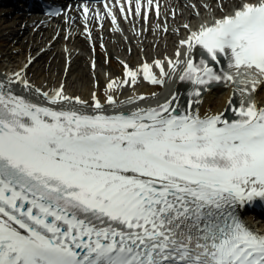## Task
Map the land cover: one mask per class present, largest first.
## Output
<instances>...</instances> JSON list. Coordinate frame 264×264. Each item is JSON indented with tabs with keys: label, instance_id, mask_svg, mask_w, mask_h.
<instances>
[{
	"label": "snow or ice",
	"instance_id": "6c2138e0",
	"mask_svg": "<svg viewBox=\"0 0 264 264\" xmlns=\"http://www.w3.org/2000/svg\"><path fill=\"white\" fill-rule=\"evenodd\" d=\"M226 4L212 23L183 26V52L154 61L159 74L125 64L126 79L108 84L164 87L179 73L187 107L176 92L130 113L94 99L89 114L64 109L63 86L36 89L43 106L0 82V264H264V233L242 215L264 209V0ZM142 10L160 15L154 0H138ZM15 75L9 83L31 89ZM215 86L232 90L235 118L192 107ZM106 103L118 106L114 95Z\"/></svg>",
	"mask_w": 264,
	"mask_h": 264
},
{
	"label": "bare ground",
	"instance_id": "6f19581e",
	"mask_svg": "<svg viewBox=\"0 0 264 264\" xmlns=\"http://www.w3.org/2000/svg\"><path fill=\"white\" fill-rule=\"evenodd\" d=\"M219 2H223V0H219ZM159 7V16L155 14V11L144 13L143 10L140 15H137L135 7L131 8V12L128 11L129 7L124 12L120 10L116 14L114 11L111 12L115 14L117 20L119 17L122 18L124 25H127L129 21L135 26L137 36L134 38L141 40L140 43H144L145 51L147 48L163 49L169 46L168 50L173 51V54L170 55L172 59L176 58L177 50L183 52L180 47V39H186L185 33H189L183 26L189 24L193 29V25H195L194 29H196L201 24L199 22L193 23L198 10L206 11L207 7H209L208 10L213 7L214 11L217 9L216 18L224 14L218 7V0H173L172 4L169 2L161 3ZM231 7V0H227L225 10L231 12L233 10ZM8 11L0 9V71L7 83L16 79L15 74L19 72L32 86L29 89L31 92L39 89L41 92H48L51 95L63 86L64 93L73 98L71 102H66L64 105L69 104L71 110L81 112H85L87 109L94 112L92 107L94 99H99L105 107L113 109V112L115 110L120 112L123 108L134 107V103L130 102L131 100L135 99L139 102L140 96L149 99L162 90V87L152 86L145 81L138 84L143 86L141 91H137L139 89L137 85L129 86L127 92L123 91L124 86L114 91L108 89V84L112 81L119 84L126 79L122 61L130 62L131 66L134 67L132 70H136L140 62L137 61L134 64L135 55H140L142 61L143 59L152 60L150 50L141 55L142 52L139 50L141 48L140 46L137 48L132 37H129L128 41L123 39V43L119 44L113 43L111 36H105V39H102L101 36L105 34L104 31L111 30L113 32L117 27L112 22L109 10L100 15L90 11L85 14L84 7L75 4L72 7H67L64 15L54 20L43 19L36 15H19ZM131 16H133V20H131ZM213 20V16H211L203 21L210 23ZM117 24H121L120 21ZM176 37L178 44H175L176 47L173 49L171 48V40H176ZM102 42H105V49L102 47ZM130 48L131 56L127 61L125 55L129 54ZM113 49H120L121 54L124 52L125 55L120 57L121 62L119 58L117 59ZM93 65H96L97 68L94 69ZM35 66L39 69L33 70L32 68ZM156 69L153 70L156 71ZM107 71L110 72V76L106 75ZM96 82H98V87L95 85ZM82 84L84 86H80ZM7 86L9 87V85ZM17 86H23V84H17ZM187 87L181 82L178 84L177 92L180 93V102L184 107H187L188 102V97L184 95ZM11 90L16 95L38 105L44 104L42 102L46 103V99L41 95H36L41 100L38 102L26 97L16 89L11 88ZM108 95H114L118 103L117 107L114 108L106 103ZM77 97L86 101V104H76L75 98ZM232 97L231 89L219 87L203 93L202 103L200 105L193 104L192 107L198 108L202 115L205 112L224 113L227 118L232 119L234 114L231 111H226L230 107L229 100ZM255 99L258 106H264V87L260 88ZM153 103H158V98L149 102V106L139 107H154ZM233 103H238V99L233 100ZM64 109L69 110L70 108L64 107ZM259 227L264 232V222L260 223Z\"/></svg>",
	"mask_w": 264,
	"mask_h": 264
},
{
	"label": "rangeland",
	"instance_id": "374dc122",
	"mask_svg": "<svg viewBox=\"0 0 264 264\" xmlns=\"http://www.w3.org/2000/svg\"><path fill=\"white\" fill-rule=\"evenodd\" d=\"M239 2V0H231V5L232 6H234V5H236L237 3ZM209 9V7H207V9H206V11H200V12H198V15H197V17L195 18V19H193V23L195 22H201V21H203V20H205V19H207V17H210V16H213V15H215L217 12V9H216V11H214V8L212 7L210 10H208ZM119 21H120V23H121V26H119V30H120V32H118L117 33V30L115 29V32H112L111 30H106V32L104 31V35H102V38L103 39H105L104 37L105 36H107V37H109V36H111L112 37V40H113V43H117V44H119V43H123V39L125 40V41H128L129 40V37L131 38L132 37V40H133V42L136 44V46H137V48L140 46V48L141 49H139V50H141V52H142V54L141 55H143V54H146L149 50H150V52H151V54H152V60H154L156 57H159V58H163L164 56H166V55H168V54H170V53H172L173 51H170V50H168V48H169V46H167V48H163V49H160V48H156V47H154L153 49H149V48H147L146 49V51H145V47L143 46L144 45V43H140L141 42V40H136L135 38H134V36H137V34H136V32H137V30H135L134 28H135V26L134 25H132L131 24V22H129L128 21V24L127 25H124V22L122 21V18H119ZM189 25V24H188ZM158 26H159V24H158ZM127 35V36H126ZM140 35V34H139ZM138 35V36H139ZM185 35H186V33H185ZM179 36H180V34H179ZM144 41V40H143ZM180 41H181V39H180ZM170 42V41H169ZM103 43H105V42H103ZM102 43V44H103ZM178 44V41H177V37H176V40L174 39V40H171V48H175L176 47V45ZM106 46L105 45H103V48H105ZM134 48V47H133ZM114 50V52H115V54H116V57H117V59L119 58V60L121 59L120 57H122L123 55H125L124 54V52H123V54H121V52H120V49H117V50H115V49H113ZM130 56H131V48L129 49V54L128 55H125V57L127 58V61L129 60V58H130ZM134 60H135V62H134V64H136L137 63V61H139L140 63L142 62V59L140 60V55H135L134 56ZM132 60V59H131ZM146 59H143V61H145ZM151 60V61H152ZM120 62H121V60H120ZM139 64V63H138ZM33 70H38L39 68H37V66H35V67H33L32 68ZM104 71V70H103ZM33 73V72H32ZM106 75L107 76H110V72L109 71H107L106 72ZM98 82H96V84H97ZM80 86H84L83 84L82 85H80ZM142 86V85H141ZM96 87H97V85H96ZM126 88H128V87H126Z\"/></svg>",
	"mask_w": 264,
	"mask_h": 264
}]
</instances>
